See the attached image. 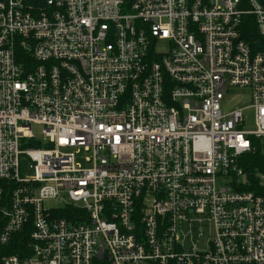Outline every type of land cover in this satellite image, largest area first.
<instances>
[{
    "label": "built area",
    "instance_id": "obj_1",
    "mask_svg": "<svg viewBox=\"0 0 264 264\" xmlns=\"http://www.w3.org/2000/svg\"><path fill=\"white\" fill-rule=\"evenodd\" d=\"M263 138L264 0H0V264H264Z\"/></svg>",
    "mask_w": 264,
    "mask_h": 264
},
{
    "label": "rangeland",
    "instance_id": "obj_2",
    "mask_svg": "<svg viewBox=\"0 0 264 264\" xmlns=\"http://www.w3.org/2000/svg\"><path fill=\"white\" fill-rule=\"evenodd\" d=\"M221 102H222L221 108L224 114H229L233 112V110H242L244 116V125H243L244 130L248 131L255 129V116H254V111L251 108L252 102L250 97V91L248 88L247 89L240 87L228 88ZM42 130H43L42 126L37 124L33 125L32 127V132L34 134V137H36V140L38 142L46 143L44 140V136L42 134ZM261 142H262L261 144L264 145V138L261 140ZM89 156L90 154L82 149L78 154H76L77 163L81 164V166H83L84 168H89L91 164H88L85 161V159ZM21 163L23 166L24 174H27L29 167L28 162L22 160ZM262 176L264 175H261V178ZM245 181L246 179L242 178L240 183L246 185ZM260 185L264 187V181ZM46 206L59 207L60 202L48 201L46 202ZM201 247L203 248V244H201Z\"/></svg>",
    "mask_w": 264,
    "mask_h": 264
},
{
    "label": "trees",
    "instance_id": "obj_3",
    "mask_svg": "<svg viewBox=\"0 0 264 264\" xmlns=\"http://www.w3.org/2000/svg\"><path fill=\"white\" fill-rule=\"evenodd\" d=\"M244 167L246 168V173L248 174L249 179L253 182L250 186H247L246 191H253L256 194H262L264 193V187L263 190L258 188L259 183V176L264 175V152L261 148V146L258 145V148L253 151L245 160ZM247 177V178H248ZM16 247L19 246V242L16 241ZM16 247L10 249L6 246L0 245V259L2 256L6 254H13L16 251Z\"/></svg>",
    "mask_w": 264,
    "mask_h": 264
}]
</instances>
